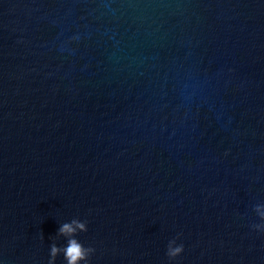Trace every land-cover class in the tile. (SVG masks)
Here are the masks:
<instances>
[{
  "label": "water",
  "instance_id": "water-1",
  "mask_svg": "<svg viewBox=\"0 0 264 264\" xmlns=\"http://www.w3.org/2000/svg\"><path fill=\"white\" fill-rule=\"evenodd\" d=\"M262 214L264 0H0V264H264Z\"/></svg>",
  "mask_w": 264,
  "mask_h": 264
},
{
  "label": "clouds",
  "instance_id": "clouds-1",
  "mask_svg": "<svg viewBox=\"0 0 264 264\" xmlns=\"http://www.w3.org/2000/svg\"><path fill=\"white\" fill-rule=\"evenodd\" d=\"M260 206H256V211H259ZM264 217V214H262ZM75 224V228L84 230L85 225L82 223H77L76 221L72 222ZM75 229L70 224H64L60 228V233L66 236H70L74 233ZM181 247H177L175 249H170L168 255L175 256L181 251ZM60 251L55 245H53L51 249V256L54 258L56 254ZM90 251L89 249H85L80 243L77 242L76 239H69L68 246L64 249L65 258L68 261V264H78V261L83 260L86 258L87 252Z\"/></svg>",
  "mask_w": 264,
  "mask_h": 264
}]
</instances>
